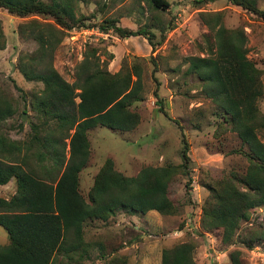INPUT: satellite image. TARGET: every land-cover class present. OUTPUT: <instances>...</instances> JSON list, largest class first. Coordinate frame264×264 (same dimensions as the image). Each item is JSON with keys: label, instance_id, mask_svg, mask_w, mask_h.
Masks as SVG:
<instances>
[{"label": "trees", "instance_id": "1", "mask_svg": "<svg viewBox=\"0 0 264 264\" xmlns=\"http://www.w3.org/2000/svg\"><path fill=\"white\" fill-rule=\"evenodd\" d=\"M89 1L97 0H0V7L18 17L36 13L52 18L53 24L30 22V26L38 28L34 37L40 60L60 41L63 30L70 28L61 15L74 19L76 3ZM142 1L149 11L168 7L167 0ZM228 1L264 21V11L256 7V0ZM220 17L221 11L200 13L201 21L212 32L213 48L208 47L204 56H189L186 70L196 75L205 96L222 111L226 130L239 141L229 153L239 154L245 164L231 168L206 185L208 196L200 207L199 227L206 232L220 230L222 242L235 234L236 241L249 249L254 242L264 241V114L257 105L263 86L261 70L246 58L242 28H225ZM96 27L112 30L118 38L141 36L151 51L162 40H154V33L145 25L129 29L116 25L111 18ZM98 54L92 47L83 53L71 83L63 80L50 64L39 69L18 66L24 79L42 84L33 105L38 115L49 121V130L41 141L37 125L30 123L34 132L24 142L21 154L22 142L0 136V185L10 179L15 185L10 197H0V226L7 233V242L0 244V264H54L57 253L71 247L64 245L68 232L80 237L86 221H106L118 211L130 215H143L149 210L164 215L175 212L167 186L176 173H186L190 161L183 136L182 162L144 165L135 175L125 176L106 158L86 195L79 192L78 173L89 155L86 131L96 126L127 131L138 122L129 105L138 96L139 74L122 65L109 72L106 61L99 60ZM107 55L109 59L113 57L112 53ZM160 111L167 117L165 110ZM10 114L8 107L0 105V120ZM29 158L34 159V166L29 164ZM254 207L263 208L259 221L236 235L239 224L248 220ZM195 246L192 240H185L163 247L159 264H194L191 253ZM238 254V250L229 253L231 264H240ZM65 263L84 264L83 256L68 257ZM105 264H127L126 257L112 252Z\"/></svg>", "mask_w": 264, "mask_h": 264}, {"label": "rangeland", "instance_id": "2", "mask_svg": "<svg viewBox=\"0 0 264 264\" xmlns=\"http://www.w3.org/2000/svg\"><path fill=\"white\" fill-rule=\"evenodd\" d=\"M40 1L50 3V0ZM167 2V8L150 11L142 0L78 2L74 19L61 15L70 28L63 30L60 41L40 60L34 37L38 28L30 26V22L53 24L52 18L36 13L18 17L0 7V105L11 110L8 117L0 120V136L22 142L21 154L24 142L34 132L30 123L37 125L41 141L49 130V121L38 115L33 105L42 84L24 79L18 66L39 69L50 64L63 80L71 83L74 68L83 53L90 47L95 48L96 54L100 53L99 60L106 61L109 72L117 71L122 65L139 74L138 96L129 105L138 122L127 131L102 126L86 131L89 155L78 173L81 195H86L94 174L106 158L125 176L135 175L144 165H175L182 162L183 136L190 161L186 173H176L167 186V196L175 212L165 215L154 210L143 215L116 212L106 220L104 227H99L97 238L105 242L101 258L96 259L95 255L89 263L105 264L113 252L125 255L127 264H159L163 247L192 240L196 245L191 253L194 264H231L229 253L232 250L239 251L240 264H264V241L254 242L247 249L236 241L235 234L231 240L222 242L220 230L206 232L199 227L200 207L208 196L206 185L231 168H242L245 160L239 154L229 153L238 146V139L226 130L222 111L205 96L201 81L186 70L189 56H204L208 47L213 48L212 32L201 21L200 13L221 11L220 21L225 28H242L246 37V58L261 70L263 88L257 105L264 114V21L228 0ZM256 7L264 11V0H256ZM107 18L129 29L145 25L154 33V40L161 37L162 40L151 51L143 49L145 40L141 36L118 38L112 30H100L103 32L100 33L93 29L100 22L104 24ZM82 29L89 30L83 32ZM71 30H81L75 33L73 41L68 39ZM112 50L119 55L114 62L113 57L109 59L107 55ZM32 57L36 60H30ZM160 108L166 111L167 117ZM22 113H25L23 120ZM2 158L9 160V157ZM29 164L34 166L33 158H29ZM262 212L261 207L251 209L248 220L239 224L236 235L258 222ZM0 232L4 231L0 228Z\"/></svg>", "mask_w": 264, "mask_h": 264}, {"label": "crops", "instance_id": "3", "mask_svg": "<svg viewBox=\"0 0 264 264\" xmlns=\"http://www.w3.org/2000/svg\"><path fill=\"white\" fill-rule=\"evenodd\" d=\"M136 37V36H128L126 38ZM143 38V37H142ZM144 39V38H143ZM145 40V39H144ZM143 44V43H142ZM114 48V46H112ZM143 49H149L150 46L147 44L146 40L143 44ZM113 62L117 61L119 55L116 54L113 50ZM114 71V68L112 69ZM12 185V186H11ZM15 185L13 179L8 180L5 184L0 185V197L7 199L14 193ZM106 221L101 220H89L86 221L82 227V233L80 237H76L73 234L69 233L66 235V240L64 245L67 246L70 244L69 250L59 251L55 257L54 264H72L65 263L66 258L72 257L77 258L80 254L83 256V263L88 264L89 261L92 260L95 255V258H101V254L103 253V248L105 247V242L103 239L97 238V234L99 233V227H104ZM0 228L4 231L3 234L0 232V244H5L7 242V233L0 226ZM101 240V241H100ZM98 250L95 253V250ZM123 249H118V251ZM88 262V263H86Z\"/></svg>", "mask_w": 264, "mask_h": 264}, {"label": "built area", "instance_id": "4", "mask_svg": "<svg viewBox=\"0 0 264 264\" xmlns=\"http://www.w3.org/2000/svg\"><path fill=\"white\" fill-rule=\"evenodd\" d=\"M92 29V28H91ZM94 30L96 29L98 32H100V33H103L102 31H100V30H98V28L96 27V28H93ZM84 30H89V29H84ZM83 29H82V31L83 32H85ZM81 31V30H80ZM80 31L79 32H77V31H74V30H71V31H69V33H68V39H70V40H75L76 38H74L75 36V33H80ZM89 34V33H88ZM99 36H101L100 34H99Z\"/></svg>", "mask_w": 264, "mask_h": 264}, {"label": "water", "instance_id": "5", "mask_svg": "<svg viewBox=\"0 0 264 264\" xmlns=\"http://www.w3.org/2000/svg\"><path fill=\"white\" fill-rule=\"evenodd\" d=\"M21 118H22V120L25 118V113L21 114Z\"/></svg>", "mask_w": 264, "mask_h": 264}]
</instances>
